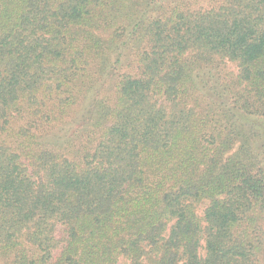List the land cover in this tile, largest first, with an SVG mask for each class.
Wrapping results in <instances>:
<instances>
[{"label":"trees","instance_id":"trees-1","mask_svg":"<svg viewBox=\"0 0 264 264\" xmlns=\"http://www.w3.org/2000/svg\"><path fill=\"white\" fill-rule=\"evenodd\" d=\"M0 264H264V0H0Z\"/></svg>","mask_w":264,"mask_h":264},{"label":"rangeland","instance_id":"rangeland-1","mask_svg":"<svg viewBox=\"0 0 264 264\" xmlns=\"http://www.w3.org/2000/svg\"><path fill=\"white\" fill-rule=\"evenodd\" d=\"M229 70H230V72H237V68H236V66L234 65V64H229ZM203 209H204V207H202L201 209H200V212L201 213H203Z\"/></svg>","mask_w":264,"mask_h":264}]
</instances>
